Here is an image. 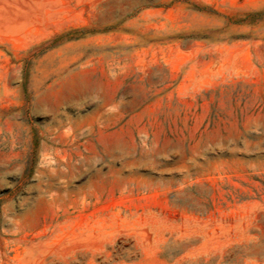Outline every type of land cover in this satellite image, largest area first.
<instances>
[{
  "label": "rangeland",
  "instance_id": "374dc122",
  "mask_svg": "<svg viewBox=\"0 0 264 264\" xmlns=\"http://www.w3.org/2000/svg\"><path fill=\"white\" fill-rule=\"evenodd\" d=\"M0 264H264V0H0Z\"/></svg>",
  "mask_w": 264,
  "mask_h": 264
}]
</instances>
